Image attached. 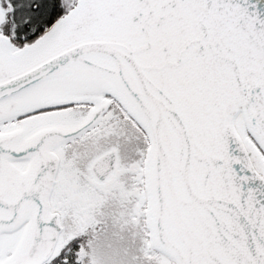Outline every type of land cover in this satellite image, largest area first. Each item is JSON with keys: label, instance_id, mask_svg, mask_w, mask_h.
Listing matches in <instances>:
<instances>
[{"label": "snow or ice", "instance_id": "6c2138e0", "mask_svg": "<svg viewBox=\"0 0 264 264\" xmlns=\"http://www.w3.org/2000/svg\"><path fill=\"white\" fill-rule=\"evenodd\" d=\"M0 264H264V0H0Z\"/></svg>", "mask_w": 264, "mask_h": 264}]
</instances>
